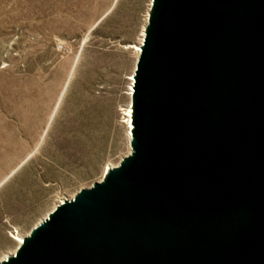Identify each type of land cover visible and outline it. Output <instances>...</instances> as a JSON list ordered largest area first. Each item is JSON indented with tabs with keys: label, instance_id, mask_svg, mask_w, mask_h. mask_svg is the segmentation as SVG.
<instances>
[{
	"label": "water",
	"instance_id": "water-1",
	"mask_svg": "<svg viewBox=\"0 0 264 264\" xmlns=\"http://www.w3.org/2000/svg\"><path fill=\"white\" fill-rule=\"evenodd\" d=\"M131 153L0 264H264V0H153Z\"/></svg>",
	"mask_w": 264,
	"mask_h": 264
},
{
	"label": "rangeland",
	"instance_id": "rangeland-1",
	"mask_svg": "<svg viewBox=\"0 0 264 264\" xmlns=\"http://www.w3.org/2000/svg\"><path fill=\"white\" fill-rule=\"evenodd\" d=\"M152 6L0 0V260L17 251L14 234L131 153L135 46Z\"/></svg>",
	"mask_w": 264,
	"mask_h": 264
},
{
	"label": "bare ground",
	"instance_id": "bare-ground-1",
	"mask_svg": "<svg viewBox=\"0 0 264 264\" xmlns=\"http://www.w3.org/2000/svg\"><path fill=\"white\" fill-rule=\"evenodd\" d=\"M152 5V4H151ZM147 20H148V18H147ZM144 37H145V33H143V36H142V40H141V43H140V45H138V46H135V51H136V53H137V55L139 56L140 55V53H141V45H142V43H143V41H144ZM132 80V83L134 82V79L132 78L131 79ZM134 84V83H133ZM132 84V85H133ZM133 91H134V89H133V86L131 87V89H130V96H132V94H133ZM132 113H133V109H132V106H130V110H129V112H128V117H129V119H128V127H127V130H128V137H129V140L131 141V138H132V129H133V123H132ZM112 168H114V167H108L107 169H106V171L104 172V174H103V176L107 173V172H109V170H111ZM74 197H72V198H70V199H73ZM62 202H64V200H61L59 203H62ZM48 217V216H47ZM46 217V218H47ZM45 218V219H46ZM14 236V238H15V240H16V242L18 243V247L21 245V244H23L24 243V236H21L19 233H17L16 235L14 234L13 235ZM16 252L17 251H15L13 254H11V255H9V256H6L4 259H2V260H0V263L1 262H3V261H6V260H8L9 259V257L10 256H14L15 254H16Z\"/></svg>",
	"mask_w": 264,
	"mask_h": 264
},
{
	"label": "built area",
	"instance_id": "built-area-1",
	"mask_svg": "<svg viewBox=\"0 0 264 264\" xmlns=\"http://www.w3.org/2000/svg\"><path fill=\"white\" fill-rule=\"evenodd\" d=\"M63 203V202H62ZM60 204V203H59Z\"/></svg>",
	"mask_w": 264,
	"mask_h": 264
}]
</instances>
